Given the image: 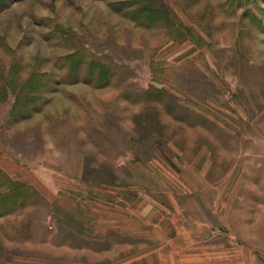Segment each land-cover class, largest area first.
<instances>
[{
    "label": "rangeland",
    "instance_id": "rangeland-1",
    "mask_svg": "<svg viewBox=\"0 0 264 264\" xmlns=\"http://www.w3.org/2000/svg\"><path fill=\"white\" fill-rule=\"evenodd\" d=\"M200 150L231 174L232 242L264 254V0H0V162L122 204L135 167ZM40 196L0 169V264Z\"/></svg>",
    "mask_w": 264,
    "mask_h": 264
},
{
    "label": "crops",
    "instance_id": "crops-1",
    "mask_svg": "<svg viewBox=\"0 0 264 264\" xmlns=\"http://www.w3.org/2000/svg\"><path fill=\"white\" fill-rule=\"evenodd\" d=\"M0 169L34 188L48 212L15 218L18 230L30 223L31 239L6 264H264L263 253L232 242L225 212L231 174L215 180L205 150L172 172L135 167L143 181L122 204L77 197L54 173L48 179L3 160ZM82 173L74 167V182Z\"/></svg>",
    "mask_w": 264,
    "mask_h": 264
}]
</instances>
